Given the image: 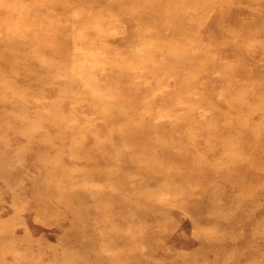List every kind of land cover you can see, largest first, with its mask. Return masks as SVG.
<instances>
[{"label":"rangeland","instance_id":"1","mask_svg":"<svg viewBox=\"0 0 264 264\" xmlns=\"http://www.w3.org/2000/svg\"><path fill=\"white\" fill-rule=\"evenodd\" d=\"M0 264H264V0H0Z\"/></svg>","mask_w":264,"mask_h":264},{"label":"bare ground","instance_id":"2","mask_svg":"<svg viewBox=\"0 0 264 264\" xmlns=\"http://www.w3.org/2000/svg\"><path fill=\"white\" fill-rule=\"evenodd\" d=\"M74 219V218H73ZM102 244V243H101Z\"/></svg>","mask_w":264,"mask_h":264}]
</instances>
